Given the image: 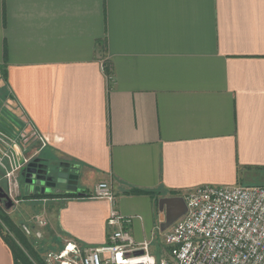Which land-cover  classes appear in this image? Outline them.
<instances>
[{"label": "crops", "instance_id": "0c3cea01", "mask_svg": "<svg viewBox=\"0 0 264 264\" xmlns=\"http://www.w3.org/2000/svg\"><path fill=\"white\" fill-rule=\"evenodd\" d=\"M3 89L29 155L79 175L85 195L36 202L82 250L116 208L160 259L161 197L264 184V0H0ZM0 264H17L1 233Z\"/></svg>", "mask_w": 264, "mask_h": 264}, {"label": "built area", "instance_id": "2783aa9c", "mask_svg": "<svg viewBox=\"0 0 264 264\" xmlns=\"http://www.w3.org/2000/svg\"><path fill=\"white\" fill-rule=\"evenodd\" d=\"M0 153V158L13 151ZM4 155V156H3ZM17 164V159L14 160ZM20 167V166H19ZM8 176L14 173L10 170ZM186 213L162 231V256L151 253V242L136 241L129 226L132 218L113 208L109 219L108 242L79 248L67 242L60 253L49 252L46 264H264V184L203 185L182 195ZM93 197L115 204L112 184L100 182ZM39 228L45 222L37 217ZM24 233L40 238L43 232L22 224ZM36 231V232H34Z\"/></svg>", "mask_w": 264, "mask_h": 264}, {"label": "rangeland", "instance_id": "374dc122", "mask_svg": "<svg viewBox=\"0 0 264 264\" xmlns=\"http://www.w3.org/2000/svg\"><path fill=\"white\" fill-rule=\"evenodd\" d=\"M4 92V89L0 91V129L12 134V132L15 131L11 125L13 120H11L10 117L8 118V115H16L17 117L15 116L14 118L19 122V133H22V137L20 134V141L17 144L21 148L22 153L30 158L33 155L29 154L32 153L33 149L36 147L33 142H37L33 139L31 131L26 128L25 120L19 116V112L15 111L11 97L7 98L6 94L3 95ZM42 157L45 160L48 159L45 155ZM15 159H17V155L14 151L13 153H9L8 157L4 156L0 158V206L3 207L5 214L10 216L19 225L22 231V224L28 223L35 226V230L39 229V231L41 230L43 232V236L40 238L35 234L33 236L24 234L30 239L35 250L40 255V258L45 261L49 252L60 253L66 246L67 241L62 236L57 235L55 231H50L47 228L46 220L49 221L51 219L48 204L47 206L45 205L46 210H44L41 203L25 197L31 190H39L40 186H37L35 182H33L34 185H32L31 181L25 180L27 178L20 167L16 166L14 162ZM10 170H14V173L8 176V173H11ZM37 217L46 221L43 227L39 228L38 224L35 223L34 219ZM8 225L7 221L0 216V229L2 232L14 236V233L11 232ZM28 255L30 256L29 253ZM30 259L34 264H40V262L36 261L32 256H30ZM21 264L24 263L21 262Z\"/></svg>", "mask_w": 264, "mask_h": 264}, {"label": "water", "instance_id": "95a60500", "mask_svg": "<svg viewBox=\"0 0 264 264\" xmlns=\"http://www.w3.org/2000/svg\"><path fill=\"white\" fill-rule=\"evenodd\" d=\"M12 147L13 151L17 155V164L19 166L24 165L26 163V157L22 153L21 148L17 143H14ZM40 160L43 159H38L37 161L30 162L27 165V168L24 169V172L26 173L28 171L26 180L31 181L32 185H34L33 182H35L37 186H40L39 189L42 193L50 192L51 188H57L67 190L68 192H77L79 195H85V193L79 190V175L76 173H60L59 179L56 182H52V178H47L46 176H39L36 181L35 175L31 174V172L36 171V167L38 166V162ZM41 171L42 170L40 168V172ZM158 208L161 220L160 229L161 231H164L186 213L187 204L183 196L171 195L161 197L158 201Z\"/></svg>", "mask_w": 264, "mask_h": 264}, {"label": "trees", "instance_id": "16d2710c", "mask_svg": "<svg viewBox=\"0 0 264 264\" xmlns=\"http://www.w3.org/2000/svg\"><path fill=\"white\" fill-rule=\"evenodd\" d=\"M108 70V68H107ZM11 118L12 123L11 125L13 126L14 130L12 132V134L9 133V137L6 135L7 133H5L3 130L0 129V144H1V140L4 138H7L8 141L13 140L15 134L20 131V126L19 122L17 121V119H15L14 115H8V118ZM11 130V129H10ZM6 135V136H4ZM2 147H0V151L4 152L6 150V144H1ZM136 193L139 192H145L144 190L140 191V190H135ZM62 196H70V197H75V196H79L77 192H65V191H51V192H45L42 193L41 191L39 192H35V193H29L28 195H26V198L29 199H34V200H38V199H50V198H57V197H62ZM0 216L5 219L7 221V223L9 224V228L11 230V232L14 233V236H11L10 234H4L2 232V230L0 229V233L3 235V237L5 238V240L9 243V245L12 248V251L14 253V256L16 258V263L17 264H34L32 262V260L30 259V256H32V258H34L36 261L40 262V264H45V261H43L40 258V255L38 254V252L35 250L32 242L30 241V239L25 236L24 232L21 230V228L19 227V225L7 214H5L3 207L0 206ZM30 254V256L28 255V253Z\"/></svg>", "mask_w": 264, "mask_h": 264}, {"label": "flooded vegetation", "instance_id": "af4514ba", "mask_svg": "<svg viewBox=\"0 0 264 264\" xmlns=\"http://www.w3.org/2000/svg\"><path fill=\"white\" fill-rule=\"evenodd\" d=\"M4 132L7 133L6 135L9 137V132H6V131H4ZM19 132H18V134L17 133L15 134V136H14V138L12 140V141H14V143H18L20 141V134H21V137H22V133H19ZM6 135H4V136H6ZM10 143H11V141H8L7 138H4V140L3 139L1 140V144H4V145L6 144L7 145L6 149L10 148L9 147ZM1 144H0V147H2ZM11 152L13 153V151H11ZM25 157H26V159H25L26 163L24 165H20V169L25 174L26 178H27L28 171L25 173L24 169L27 168V165L30 162L37 161L38 159H43V160H40L38 162V166L36 167V171L35 172H31V174L35 175V180L36 181H37V178L39 176H41V177L46 176L47 178L51 177L52 178V182H56L59 179V174L60 173H63V174L67 173V172L74 173V171L69 167V165L66 162H63V161L51 160V159L45 160L41 155H39V156H34L33 155L30 158L25 155ZM15 163H16V161H15ZM40 168H41V170L43 172L42 171L40 172ZM60 190L68 192L67 190H62V189H57V188H51L50 192L51 191L58 192ZM38 191L40 192V189L37 190V191L33 189L29 193H32V192L35 193V192H38Z\"/></svg>", "mask_w": 264, "mask_h": 264}]
</instances>
